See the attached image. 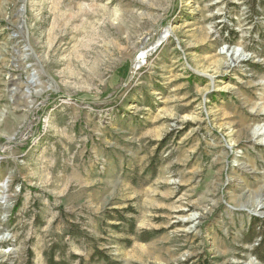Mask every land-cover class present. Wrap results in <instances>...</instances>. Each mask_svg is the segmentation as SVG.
I'll use <instances>...</instances> for the list:
<instances>
[{
  "label": "rangeland",
  "instance_id": "1",
  "mask_svg": "<svg viewBox=\"0 0 264 264\" xmlns=\"http://www.w3.org/2000/svg\"><path fill=\"white\" fill-rule=\"evenodd\" d=\"M262 240L264 0H0V264H264Z\"/></svg>",
  "mask_w": 264,
  "mask_h": 264
},
{
  "label": "trees",
  "instance_id": "2",
  "mask_svg": "<svg viewBox=\"0 0 264 264\" xmlns=\"http://www.w3.org/2000/svg\"><path fill=\"white\" fill-rule=\"evenodd\" d=\"M118 221H127V218L125 217V215H121L119 217ZM258 226H259V221H255L253 224V227L250 230V232H252L254 234V237H258L260 235L262 236L261 233L256 231V228ZM130 228H131V231L134 232V230H135V222L134 221L131 222ZM157 233L158 232L151 233L149 235V237H144V240H149V239L153 238ZM46 254L48 256V264H68V262L64 261V259H61V260L55 259L54 249H53L52 254H48V253H46ZM255 254L260 260L264 261V240L260 241L258 246L255 248ZM32 257H33V255L30 254V264H32ZM96 260H105L108 264H116V263H111L109 256L103 250H101L98 246L94 247V253L91 257V261L89 262V264H93L94 262H96Z\"/></svg>",
  "mask_w": 264,
  "mask_h": 264
},
{
  "label": "bare ground",
  "instance_id": "3",
  "mask_svg": "<svg viewBox=\"0 0 264 264\" xmlns=\"http://www.w3.org/2000/svg\"><path fill=\"white\" fill-rule=\"evenodd\" d=\"M162 38L165 39L166 36H164V37H162ZM145 53H146V52L143 51V54H145ZM254 130L256 131V134L259 135V134H261V133L263 132V127L260 128L259 126H256Z\"/></svg>",
  "mask_w": 264,
  "mask_h": 264
}]
</instances>
